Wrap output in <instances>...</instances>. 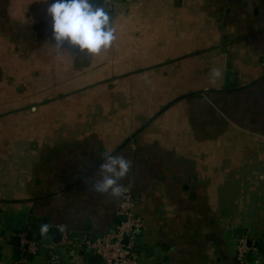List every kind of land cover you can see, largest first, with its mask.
<instances>
[{
	"label": "crops",
	"instance_id": "0c3cea01",
	"mask_svg": "<svg viewBox=\"0 0 264 264\" xmlns=\"http://www.w3.org/2000/svg\"><path fill=\"white\" fill-rule=\"evenodd\" d=\"M49 2L0 0V260L96 264L53 245L124 220V192L92 188L111 154L139 264H235L240 239L264 264V0H102L116 39L95 56L54 44Z\"/></svg>",
	"mask_w": 264,
	"mask_h": 264
},
{
	"label": "clouds",
	"instance_id": "9594fccd",
	"mask_svg": "<svg viewBox=\"0 0 264 264\" xmlns=\"http://www.w3.org/2000/svg\"><path fill=\"white\" fill-rule=\"evenodd\" d=\"M46 14L51 22V38L58 48L67 44L88 56H95L109 49L116 39L109 12L94 0H50ZM213 76H219V71H214ZM130 164L122 156L106 155L99 165L101 175L92 185L93 190L119 197L125 189L118 181L128 174ZM48 228L47 223L42 224L41 234Z\"/></svg>",
	"mask_w": 264,
	"mask_h": 264
},
{
	"label": "built area",
	"instance_id": "2783aa9c",
	"mask_svg": "<svg viewBox=\"0 0 264 264\" xmlns=\"http://www.w3.org/2000/svg\"><path fill=\"white\" fill-rule=\"evenodd\" d=\"M119 207V217L124 220L115 224L114 228L106 236L99 239H89L86 236H73L63 234L60 242L53 245L62 249L86 250L90 255L100 258L98 264H139L136 253L137 234L140 229V221L133 215L130 197L127 191L122 194ZM126 240V242H124ZM32 254L36 252V246H27ZM255 250L248 246L245 239H240L235 245V264H251L249 254ZM0 264H4L0 260Z\"/></svg>",
	"mask_w": 264,
	"mask_h": 264
},
{
	"label": "water",
	"instance_id": "95a60500",
	"mask_svg": "<svg viewBox=\"0 0 264 264\" xmlns=\"http://www.w3.org/2000/svg\"><path fill=\"white\" fill-rule=\"evenodd\" d=\"M94 2L97 3V4H102V0H94ZM27 222H30V220L27 219ZM2 225H3L5 230L13 232L14 234H22V233H24V227H25V221L24 220H21V219H18V218H14V217H11V216H6L3 219ZM236 233L237 234H243L244 231L243 230H237ZM59 235L60 234H58V232H56V231L51 232V238L53 240H58V238H59L58 236ZM19 241L20 240L17 237L13 238V242L14 243H18ZM124 242H126V240ZM248 245H250V243H248ZM87 261L89 263L98 264L100 262V258L98 256H96V255H89L87 257Z\"/></svg>",
	"mask_w": 264,
	"mask_h": 264
},
{
	"label": "trees",
	"instance_id": "16d2710c",
	"mask_svg": "<svg viewBox=\"0 0 264 264\" xmlns=\"http://www.w3.org/2000/svg\"><path fill=\"white\" fill-rule=\"evenodd\" d=\"M256 247L261 251V250L264 249V244H263V243H258V244L256 245Z\"/></svg>",
	"mask_w": 264,
	"mask_h": 264
}]
</instances>
